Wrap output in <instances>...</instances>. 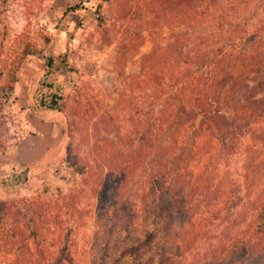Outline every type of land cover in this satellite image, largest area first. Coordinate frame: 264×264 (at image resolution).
<instances>
[{
	"label": "trees",
	"instance_id": "1",
	"mask_svg": "<svg viewBox=\"0 0 264 264\" xmlns=\"http://www.w3.org/2000/svg\"><path fill=\"white\" fill-rule=\"evenodd\" d=\"M183 19L194 32L185 26L178 48L155 45L143 56L113 112L134 123L126 131L117 125L88 166L107 163L94 181L110 224L95 258L101 264L110 262L114 232L120 249L111 264H240L259 247L264 257V12H185ZM29 55L53 65L27 41L4 72L0 108ZM48 95L39 107L60 110V96ZM55 201H0V243L14 254L8 264H87L68 236L49 252L42 220L52 214L58 223Z\"/></svg>",
	"mask_w": 264,
	"mask_h": 264
},
{
	"label": "rangeland",
	"instance_id": "2",
	"mask_svg": "<svg viewBox=\"0 0 264 264\" xmlns=\"http://www.w3.org/2000/svg\"><path fill=\"white\" fill-rule=\"evenodd\" d=\"M262 2L0 0V85L7 77V66L27 41L54 57L48 68L44 58L27 56L17 71L9 100L0 108V201L22 207L56 200L51 209L59 212L58 223H53L52 214L42 220L49 252L56 251L60 238L68 236L75 240L73 249L87 264H101L95 258L105 252L110 224L108 215L101 216L98 208L94 181L104 175L107 163L95 161L91 170L88 166L98 156L97 145L116 136V126L122 121L115 118L114 110L121 95L129 94L131 75L139 71L143 56L155 45L178 48L185 26L194 32V22L183 19L185 12L190 16L198 12H264ZM53 92L60 96L61 109L40 108V98ZM2 96L0 87V102ZM38 117L60 126L53 138L56 154L48 161L15 165L13 147L23 136L41 129ZM125 121L121 123L124 131L130 129L131 122ZM238 193L244 192L238 189ZM101 218L103 226L99 228ZM112 234L108 254L115 259L120 248L116 233ZM7 251L0 243V264L13 259L14 254ZM259 251L260 247L243 255L240 264H262L264 257ZM111 258L105 264H111Z\"/></svg>",
	"mask_w": 264,
	"mask_h": 264
},
{
	"label": "crops",
	"instance_id": "3",
	"mask_svg": "<svg viewBox=\"0 0 264 264\" xmlns=\"http://www.w3.org/2000/svg\"><path fill=\"white\" fill-rule=\"evenodd\" d=\"M38 121L41 123V129L37 128L36 133L23 136L13 147L15 156L13 163L15 165L28 166L54 158L56 152L53 147L55 143L53 138L59 134L60 126L42 117H38Z\"/></svg>",
	"mask_w": 264,
	"mask_h": 264
}]
</instances>
